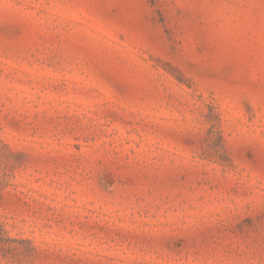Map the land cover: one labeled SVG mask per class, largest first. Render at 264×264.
I'll list each match as a JSON object with an SVG mask.
<instances>
[{
	"label": "rangeland",
	"instance_id": "obj_1",
	"mask_svg": "<svg viewBox=\"0 0 264 264\" xmlns=\"http://www.w3.org/2000/svg\"><path fill=\"white\" fill-rule=\"evenodd\" d=\"M261 0H0V264H264Z\"/></svg>",
	"mask_w": 264,
	"mask_h": 264
},
{
	"label": "snow or ice",
	"instance_id": "obj_2",
	"mask_svg": "<svg viewBox=\"0 0 264 264\" xmlns=\"http://www.w3.org/2000/svg\"><path fill=\"white\" fill-rule=\"evenodd\" d=\"M261 2H262V5H264V0H261ZM261 167L262 169H264V160L261 161Z\"/></svg>",
	"mask_w": 264,
	"mask_h": 264
}]
</instances>
